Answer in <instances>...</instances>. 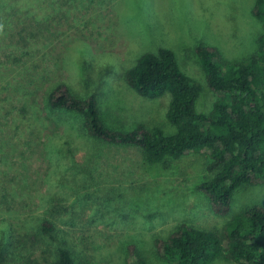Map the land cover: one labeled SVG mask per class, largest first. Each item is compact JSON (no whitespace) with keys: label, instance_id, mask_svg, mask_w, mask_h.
Segmentation results:
<instances>
[{"label":"rangeland","instance_id":"rangeland-1","mask_svg":"<svg viewBox=\"0 0 264 264\" xmlns=\"http://www.w3.org/2000/svg\"><path fill=\"white\" fill-rule=\"evenodd\" d=\"M253 3L0 0V22L5 29L0 31V157L15 174L12 184L21 202L18 212L0 209V215L14 222L19 215L47 217L53 210L52 220L66 235L60 234L90 264H123V251L130 244L150 264H166L153 253L154 239L165 238L180 223L220 229L225 219L210 211L207 198L195 187L204 174V157L191 156L162 170L144 165L136 146L94 143L98 152L89 155L78 137L73 143L77 145L74 160L87 163L94 179L79 175L73 181L69 175L64 182L70 188L56 181L53 173H61L67 164L53 136L63 131V119L58 123L44 106L43 91L50 80L80 85L76 54L81 48L86 54L114 57L121 79L141 53L167 46L175 52L180 67L201 83L199 108L205 110L212 97L204 86L194 47L205 43L232 60L249 55L263 33L251 14ZM98 99L102 116L117 129L131 128L135 122L162 127L167 123V93L149 100L120 82L104 86ZM15 105L35 106L40 117L35 136L31 135L22 151L9 138L10 112ZM250 205H264V182L238 188L230 210L237 212ZM21 232L25 234L23 249L8 256L10 264H46L53 259L50 239L37 234L32 225ZM213 264L231 263L216 260Z\"/></svg>","mask_w":264,"mask_h":264},{"label":"trees","instance_id":"trees-1","mask_svg":"<svg viewBox=\"0 0 264 264\" xmlns=\"http://www.w3.org/2000/svg\"><path fill=\"white\" fill-rule=\"evenodd\" d=\"M251 14L263 33L257 37L256 49L244 58L228 59L218 48L205 43L194 47L204 86L212 97L205 110L199 108L201 83L180 67L175 52L167 46L141 53L121 79L114 57H97L81 48L76 54L80 85L50 80L43 91L44 106L58 123L63 119L64 126L53 136L67 164L52 176L69 188L71 185L64 182L69 175L73 181L79 175L94 179L87 163L74 160L77 145L73 143L78 137L89 155L98 152L94 143L136 146L144 165L162 170L191 156L204 157V174L195 187L207 198L210 211L225 220L220 229L180 223L165 238L154 239L153 253L166 264H213L216 260L264 264V205L230 210L238 188L264 182V0H254ZM3 23L1 32L5 31ZM120 82L149 100L169 94L164 114L168 124L162 127L135 122L128 129L109 124L102 116L98 98L104 86ZM34 108L15 105L10 112L9 138L19 150L28 145L39 126V113ZM0 158V209L18 212L21 202L12 184L15 174L3 156ZM52 215L53 210L47 217L19 215L14 222L0 215V264H10L8 256L21 253L25 235L21 229L29 225L54 243L53 259L46 264H90L72 249ZM123 252V264H150L135 245L130 244Z\"/></svg>","mask_w":264,"mask_h":264}]
</instances>
